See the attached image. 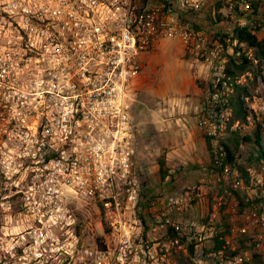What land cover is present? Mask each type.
<instances>
[{"label": "built area", "instance_id": "built-area-1", "mask_svg": "<svg viewBox=\"0 0 264 264\" xmlns=\"http://www.w3.org/2000/svg\"><path fill=\"white\" fill-rule=\"evenodd\" d=\"M205 1L0 0V177L11 186L4 199L16 197L25 221L11 239L13 264H134L128 234L114 245L106 237L105 249L95 245L79 259L78 218L70 203L100 201L107 212L119 205L104 188L137 154L134 139L127 140L133 127L130 95L143 70V54L163 40L181 41L196 64L211 67L195 124L211 141L213 165L220 171L216 180L248 190L238 168L223 163L220 140L228 135L230 97L244 78L230 80L227 56L246 45L234 39L235 29L255 36L264 29V0H216L230 24L216 36L189 20ZM207 183L203 178L192 192L171 195L166 203L184 208L195 189L202 198L200 186ZM245 220L246 226H233L231 233L248 237V248L260 251L263 204L251 203ZM246 255L229 264H242ZM213 256L225 264L222 250Z\"/></svg>", "mask_w": 264, "mask_h": 264}, {"label": "rangeland", "instance_id": "rangeland-1", "mask_svg": "<svg viewBox=\"0 0 264 264\" xmlns=\"http://www.w3.org/2000/svg\"><path fill=\"white\" fill-rule=\"evenodd\" d=\"M262 16L264 17V12ZM263 34L264 31L259 32L257 38H262ZM241 49V54L245 56L249 54L252 57L255 66L253 72L244 75L242 83L250 88L256 87V90L249 97V102L246 99L247 106L252 111L250 112L251 118L247 124L239 125L235 131L240 135L254 137L257 123H264V112L260 110L264 107V58L257 52V48L245 45ZM137 99L138 94L133 90L130 95L129 109L134 117H141V110L135 106ZM254 101H257L258 110L256 113L250 105ZM135 125L136 123H132L131 136L127 140L129 142L134 141L136 147L134 150L137 154L131 156L132 158L130 157L126 171L117 170L112 176L110 185H106L104 188V195L117 197L119 205L113 203L107 212L108 210L100 201L78 202L77 204L72 201L70 203V208L73 209L78 218L79 259L85 255L87 249L95 245L100 246L106 237L110 244L114 245L118 243L122 234H128L132 242L130 262L134 264H180L184 259H187L189 264H205V256L207 257V264H219L217 258L213 256L217 251L212 249L215 246L214 239L220 236V233H224V237L220 239L225 241L222 250L225 264L234 262V257L239 254H247L242 264H264V246L260 251H255L248 248V237L231 233L233 226L241 228L247 225L245 217L248 206L241 209L233 198L230 199V191L229 194L225 193L227 198L216 200L214 207L210 205V211L208 210L207 199L204 202H199L200 198L196 196L197 189L192 193L193 200L187 205L184 204V208L181 205L169 206L166 202H162V198H165L164 201H166L171 195L185 194L192 192L193 189L191 187L170 190L156 186L155 181L158 173L147 169V164L151 166V157L141 155L142 150L140 151L139 146L142 141L141 138H138L139 132ZM252 144L254 143L241 148L239 153V165L245 169L251 167V173H253V177L248 179V184L245 177H242L248 190L254 191L251 199L248 198V195L245 196V201L256 200L257 203L264 206V160L259 162L255 160L259 150H253ZM131 145L132 143L128 144V147ZM9 147L10 143H7L6 152ZM105 178L107 179V176ZM5 182L0 177V264H13L8 251L16 244V241L11 239L17 238V234L25 227V221L16 197L12 200L4 199L5 195L10 194L11 188ZM229 190H233L232 187H229ZM235 192L240 195L247 194L246 189ZM132 195L136 196V200H130ZM226 199L228 201L225 202ZM110 223H114V227L118 229L116 231L119 235L114 240L110 234L115 228ZM162 224L165 225L164 228L161 227ZM173 224L183 227V230L176 231L175 239L171 237L174 229ZM218 224L222 228L216 231L214 228ZM192 244L195 246L193 255L189 253ZM239 248L241 249L239 254L235 256L229 254ZM256 256H260V261L256 260Z\"/></svg>", "mask_w": 264, "mask_h": 264}, {"label": "crops", "instance_id": "crops-1", "mask_svg": "<svg viewBox=\"0 0 264 264\" xmlns=\"http://www.w3.org/2000/svg\"><path fill=\"white\" fill-rule=\"evenodd\" d=\"M218 6L220 4L216 0H206L200 12L190 15L194 26L210 36L230 29L229 22L225 21ZM235 48L229 50L228 54L233 55ZM142 61L143 70L133 82V88L138 94L135 106L141 110V117H134L131 111L130 116L133 123H136L138 138L142 141L141 155L151 157V166L147 164V169L158 173L156 186L170 190L191 188L205 178L208 183L200 186L203 196L199 202L207 199L209 211L210 205L214 207L216 200L227 198L225 193L229 191L230 199L233 198L239 206L234 190H229L230 184L216 180L220 171L213 165L211 144L195 124V115L212 79L211 67L196 64L179 40L161 41L152 51L143 54ZM256 103L254 101L250 104L255 113L258 110ZM262 126L261 150L264 154V123ZM252 145L255 150L256 147ZM161 160L165 161L168 172L164 179L159 174ZM246 171L248 177L252 178V168L247 167ZM253 192L246 190V195H239L243 199L248 195L251 199ZM164 199H161L162 202H166ZM219 226L216 225L214 229L217 231Z\"/></svg>", "mask_w": 264, "mask_h": 264}, {"label": "trees", "instance_id": "trees-1", "mask_svg": "<svg viewBox=\"0 0 264 264\" xmlns=\"http://www.w3.org/2000/svg\"><path fill=\"white\" fill-rule=\"evenodd\" d=\"M220 8V6H218ZM218 8V9H219ZM190 21H193V19L190 17ZM220 20V18H219ZM194 24V23H193ZM234 39H236L239 44H246L248 47L251 48H257V52L260 53L261 57L264 58V37L259 40L257 36L253 35L248 29H235L234 30ZM242 51L241 47H236L234 49L233 55L228 56V63H227V76L230 78V80L234 83L236 80L240 79L242 76L249 74L255 70L254 63L251 59H249L244 54L237 55ZM254 90H256V87L250 88L247 85H238L234 84V91L230 97V106L232 110V116L230 119V122L228 124V135L220 140L221 145L224 147L225 150V157L223 159L224 164H230L233 167H236L239 169L240 173L243 177H245L246 183L248 184L249 177L246 169L244 167H241L238 163L239 160V153L241 150V146H249L251 143H254V146L259 148L258 156L255 158L257 162L264 160V154H262V133H263V126L262 123H257L256 130L254 137L250 135H240L237 131H230V128L238 123L239 125H244L248 123V119L251 118L252 112L246 103V99L251 97ZM253 118L255 119V116L253 115ZM209 141V145L211 144V141ZM160 176L162 179H164L168 172L165 169V161H160ZM236 200L239 202V207L245 208L246 206H250L251 203L257 202L255 201H245V199L241 198L238 192H233ZM222 226H219L218 230L221 229ZM228 230V229H227ZM176 231L173 229L172 231V239L176 238ZM224 233H220V236H217L215 241V246L212 249L213 251H220L224 249L225 241L220 239L221 237H224ZM103 240V239H101ZM244 240L242 239V242ZM100 248L105 249L106 246L104 244V240L100 244ZM241 249H237L235 252H230L229 254L231 256H235L236 254H239ZM189 253L193 255L195 253V246L192 244L189 248ZM256 260L260 261V256H256ZM180 264H189L187 259H184L180 262Z\"/></svg>", "mask_w": 264, "mask_h": 264}]
</instances>
